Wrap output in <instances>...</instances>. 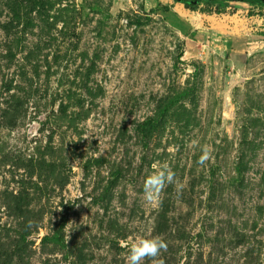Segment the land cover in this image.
<instances>
[{
    "label": "rangeland",
    "instance_id": "obj_1",
    "mask_svg": "<svg viewBox=\"0 0 264 264\" xmlns=\"http://www.w3.org/2000/svg\"><path fill=\"white\" fill-rule=\"evenodd\" d=\"M0 264H264V4L0 0Z\"/></svg>",
    "mask_w": 264,
    "mask_h": 264
},
{
    "label": "trees",
    "instance_id": "obj_2",
    "mask_svg": "<svg viewBox=\"0 0 264 264\" xmlns=\"http://www.w3.org/2000/svg\"><path fill=\"white\" fill-rule=\"evenodd\" d=\"M175 3L182 4L185 8L194 11L196 6L200 4L202 1H209V0H172ZM242 3H260L264 4V0H238Z\"/></svg>",
    "mask_w": 264,
    "mask_h": 264
},
{
    "label": "crops",
    "instance_id": "obj_3",
    "mask_svg": "<svg viewBox=\"0 0 264 264\" xmlns=\"http://www.w3.org/2000/svg\"><path fill=\"white\" fill-rule=\"evenodd\" d=\"M173 2V1H172ZM174 4H180V3H175V2H173ZM180 5H182V4H180Z\"/></svg>",
    "mask_w": 264,
    "mask_h": 264
},
{
    "label": "water",
    "instance_id": "obj_4",
    "mask_svg": "<svg viewBox=\"0 0 264 264\" xmlns=\"http://www.w3.org/2000/svg\"><path fill=\"white\" fill-rule=\"evenodd\" d=\"M229 1H238V0H229Z\"/></svg>",
    "mask_w": 264,
    "mask_h": 264
}]
</instances>
